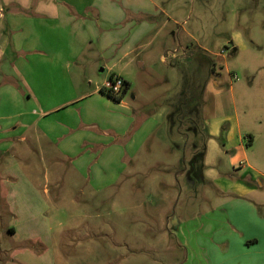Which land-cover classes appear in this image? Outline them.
Returning a JSON list of instances; mask_svg holds the SVG:
<instances>
[{
  "label": "rangeland",
  "instance_id": "rangeland-1",
  "mask_svg": "<svg viewBox=\"0 0 264 264\" xmlns=\"http://www.w3.org/2000/svg\"><path fill=\"white\" fill-rule=\"evenodd\" d=\"M158 2L170 18L162 17L169 23L164 31L176 30L173 23H179L191 34L185 37L189 51L185 48L179 61L185 78L201 76L203 81L206 70L197 67V59L213 61L214 73L204 88L199 115L175 114L183 79L170 64L172 53L165 54L163 32L148 48L149 34L138 36L142 48L121 69L129 83L121 99L129 104L130 113L134 109L136 123L120 133L124 138L119 144L130 146L89 157L83 175L76 166L66 165L58 174L59 188L43 183L41 173L34 204L27 203L34 201L25 187L20 190L23 196L8 195V202L0 201L3 225L18 223L6 206L24 217L15 236L0 239L7 249L0 253V264H193L191 251L185 261L187 248L175 222H184L181 230H191L194 219L220 202L218 191L199 177L200 172L210 180L216 174L238 175L240 165L244 174L252 167L259 172L256 183L264 188V0ZM233 46L236 52L231 53ZM167 48L177 47L169 43ZM101 68L96 71L99 79L107 77ZM189 120L195 123L190 126ZM206 120L220 121V128L231 124L245 151L231 163L218 140L207 138L204 154L209 151L213 174L204 166L207 160L196 157ZM23 179L19 174L9 179L7 192L15 182L23 186ZM44 184L51 195L49 203L42 195ZM30 208L38 214L34 219Z\"/></svg>",
  "mask_w": 264,
  "mask_h": 264
},
{
  "label": "crops",
  "instance_id": "crops-1",
  "mask_svg": "<svg viewBox=\"0 0 264 264\" xmlns=\"http://www.w3.org/2000/svg\"><path fill=\"white\" fill-rule=\"evenodd\" d=\"M158 1L162 3L0 0V187L4 189L0 201L8 202V195L23 196L20 190L25 187L27 197L34 201L27 203L34 204L41 173L43 183L59 188L66 165L76 166L83 175L89 157L106 151L119 153L130 146H120L119 141L124 138L120 133L136 121L134 109L130 113L128 103L106 97L99 88L110 75L126 81L121 69L129 65L131 54L142 48L138 36L149 34L148 48L162 34L165 54L172 53L170 64L183 79L179 61L185 48L189 51L185 37L191 38V34L178 27L179 23H173L176 30L164 31L169 23L162 17L170 18ZM169 43L177 48L170 50ZM160 57L164 59L162 54ZM99 66L106 70V78L96 77ZM204 123L209 139L218 140L231 163L245 155L231 124L220 128V121ZM208 156L209 151L203 156L207 160L204 166L213 174L214 164ZM243 167H237L238 175L216 174L210 180L200 172L203 181L214 185L220 202L194 219L191 230H181L184 222H175L187 248L185 261L190 260L191 251L193 264H264V188L255 181L259 172L251 167L244 174ZM18 174L24 185L15 182L7 192L6 182ZM45 184L42 195L49 203L51 195ZM53 197L57 198V193L53 192ZM5 209L18 223L5 226L0 222V239L15 236L24 220L10 206ZM34 211L28 213L31 219L38 216ZM6 250L0 240V253Z\"/></svg>",
  "mask_w": 264,
  "mask_h": 264
},
{
  "label": "trees",
  "instance_id": "trees-1",
  "mask_svg": "<svg viewBox=\"0 0 264 264\" xmlns=\"http://www.w3.org/2000/svg\"><path fill=\"white\" fill-rule=\"evenodd\" d=\"M236 52V48L233 47L231 50V53ZM207 57H199L197 59V67L200 65H203L204 69L206 70L205 75L202 77L203 81H200V77H194V79L191 76V79H186L185 75L183 77V84L181 87V92L177 95V102L174 106L176 111L173 109V112L170 115V119L174 116L175 114H178L179 116H182L185 118L191 117L193 114L195 117L199 115V108L202 107V96L205 88V84L207 80L210 78L211 74L214 73V64L213 61L210 59H206ZM113 75L109 76V80L112 79ZM193 80V81H192ZM129 86V83L123 80L122 88L120 91L119 95H113L111 92L106 90L103 86L99 88V91L101 94H104L106 97L114 100V101H119L123 94L125 93L127 87ZM175 111V114H174ZM193 119V118H192ZM190 126L191 124L195 123L194 120H189ZM194 126V125H193ZM194 128V127H193ZM193 134L196 136L198 135V130L193 129ZM202 142L199 151L196 153V157L201 160V158L204 155V141L209 138L206 126L203 125L202 128ZM194 160V159H193Z\"/></svg>",
  "mask_w": 264,
  "mask_h": 264
},
{
  "label": "built area",
  "instance_id": "built-area-1",
  "mask_svg": "<svg viewBox=\"0 0 264 264\" xmlns=\"http://www.w3.org/2000/svg\"><path fill=\"white\" fill-rule=\"evenodd\" d=\"M123 84V79L119 76H113L112 79L106 81L103 86L106 90L111 92L113 95H119Z\"/></svg>",
  "mask_w": 264,
  "mask_h": 264
},
{
  "label": "flooded vegetation",
  "instance_id": "flooded-vegetation-1",
  "mask_svg": "<svg viewBox=\"0 0 264 264\" xmlns=\"http://www.w3.org/2000/svg\"><path fill=\"white\" fill-rule=\"evenodd\" d=\"M206 84H207V82H206ZM206 84H205V86H206Z\"/></svg>",
  "mask_w": 264,
  "mask_h": 264
}]
</instances>
